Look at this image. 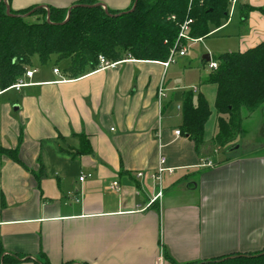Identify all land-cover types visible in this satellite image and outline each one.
Returning a JSON list of instances; mask_svg holds the SVG:
<instances>
[{
    "label": "crops",
    "instance_id": "1",
    "mask_svg": "<svg viewBox=\"0 0 264 264\" xmlns=\"http://www.w3.org/2000/svg\"><path fill=\"white\" fill-rule=\"evenodd\" d=\"M77 1L9 4L70 8ZM95 1L117 11L134 5ZM247 6L264 0H237L228 20L195 42L207 41L211 58L264 42V14L252 10L244 24ZM233 39L234 49L223 44ZM188 51L168 66L126 58L77 78L65 72L69 59L60 66L52 55L54 66L29 65L35 72L20 90L0 88V146L18 148L24 162L0 154L1 259H20L0 264H170L165 253L192 264L264 249V139L214 143L218 87L207 81L206 54ZM190 90L205 96L211 112L199 147L176 134ZM161 154L171 171L159 181Z\"/></svg>",
    "mask_w": 264,
    "mask_h": 264
},
{
    "label": "trees",
    "instance_id": "2",
    "mask_svg": "<svg viewBox=\"0 0 264 264\" xmlns=\"http://www.w3.org/2000/svg\"><path fill=\"white\" fill-rule=\"evenodd\" d=\"M231 5L232 0H137L135 9L132 10V6L117 11L95 0H79L71 6L66 20L69 8L32 6L14 10L10 7L8 12L9 0H0V88L13 86L26 73L35 55L43 64L52 55H58L60 60L69 59L65 72L74 78L98 69L100 55L110 62L126 58L166 61L178 43L185 20L193 19L190 37L205 38L212 27H221L229 19ZM252 10L264 14V7L247 6L242 15L244 24ZM39 14L46 17L33 23L26 20L28 15ZM210 60L218 63L207 79L218 87L219 119L214 143L224 147L240 133L246 109L253 110L264 102V42L244 52H225ZM182 111L181 132L199 147L211 114L208 101L202 94L196 99L194 91L190 90L184 93ZM0 154L24 165L18 148L0 146ZM1 257L0 252V263L20 260ZM165 259L170 264H179L167 253ZM192 264H264V249Z\"/></svg>",
    "mask_w": 264,
    "mask_h": 264
},
{
    "label": "rangeland",
    "instance_id": "3",
    "mask_svg": "<svg viewBox=\"0 0 264 264\" xmlns=\"http://www.w3.org/2000/svg\"><path fill=\"white\" fill-rule=\"evenodd\" d=\"M233 4V3H232ZM67 16L68 14H66V19H67ZM46 16L44 14H39V15H34V16H26V20L29 22V23H33V22H36V21H42ZM48 18V16H47ZM240 21V16L239 14L237 13L235 15V19H234V23L236 22H239ZM233 23V24H234ZM214 28V27H212ZM235 39L231 40V41H224V42H227V43H223V44H227L226 47H229L232 49H234L235 47V43L237 41H234ZM212 43L216 44V38L215 39H212L211 41ZM207 43V41L205 42H195L193 43L192 45H189L190 43L187 44V51H188V55H191L193 53L197 54V57L199 55L200 56V59H202V57L205 55V54H210V52L208 50H205L204 46L205 44ZM218 43V42H217ZM202 49V54H201V51H200V54L198 53V50H201ZM204 53V54H203ZM217 55V54H216ZM180 55H177L176 56V61H180ZM188 58V56H187ZM194 58V57H193ZM190 59V58H189ZM65 60V59H64ZM64 60H61V64L60 66H63V62ZM55 60H52V61H49L45 64H41L40 62V59L37 55L33 56L32 57V61H31V67H42V66H54L55 65ZM207 70H211L209 67H207ZM12 92H15V91H12ZM264 108V102H262V105H260L259 107L253 109V110H248L246 109L244 115H243V121H242V129L240 131L239 134L236 135L235 139L230 143H234L236 140L240 139V138H248V141H250V143H256L257 144H260V141L261 139H264V126H263V123H264V117H263V110ZM227 117V116H226Z\"/></svg>",
    "mask_w": 264,
    "mask_h": 264
},
{
    "label": "built area",
    "instance_id": "4",
    "mask_svg": "<svg viewBox=\"0 0 264 264\" xmlns=\"http://www.w3.org/2000/svg\"><path fill=\"white\" fill-rule=\"evenodd\" d=\"M237 0H232V3L236 2ZM193 23V19L189 18L187 20H185L182 25H181V29L179 32V37H178V43L176 45V47L171 51V54L169 56V58L164 61V65L168 66L170 63L175 62L176 56L177 55H184L187 51V44L190 42H195L200 40L201 38L198 39H194L192 37H190V30H191V24ZM183 41H185V43H183ZM181 45H178L180 44ZM178 46V47H177ZM99 68H105V67H109V66H113L116 64V62H110L109 60H107L105 58V56L100 55L99 56ZM209 68L210 69H216L218 67V63L216 61L210 60L209 61ZM35 70H27L26 73L20 77L14 84H13V88L20 90L23 86L27 85L26 81H25V77H32L34 74ZM55 72H59V69H55ZM164 86L162 85L160 88V98L164 95ZM177 135L181 134L180 130L176 131ZM165 163H166V157L161 154L160 159H159V166L156 170V172L153 174V178L157 179V180H161V176L165 171H171L170 168H166L165 167ZM209 165H211V162H209ZM139 175H142V173H140ZM86 178V176H81L80 177V181H84ZM114 186H117L118 183L114 182L113 183ZM162 192L158 193V196H161Z\"/></svg>",
    "mask_w": 264,
    "mask_h": 264
},
{
    "label": "water",
    "instance_id": "5",
    "mask_svg": "<svg viewBox=\"0 0 264 264\" xmlns=\"http://www.w3.org/2000/svg\"><path fill=\"white\" fill-rule=\"evenodd\" d=\"M136 5H137V0H135V3H134V5H133L132 10L135 9ZM104 7H105V6H104ZM105 8H106V7H105ZM71 9H72V7L69 8L67 19H68L69 16H70ZM9 10H10V6L7 7V11H8V12H9ZM67 19H66V20H67ZM204 58H205L206 60H210V59H211V56H210V54H206V55L204 56Z\"/></svg>",
    "mask_w": 264,
    "mask_h": 264
}]
</instances>
